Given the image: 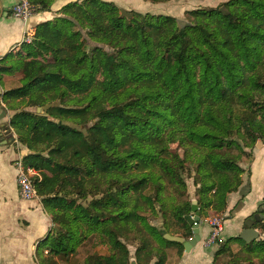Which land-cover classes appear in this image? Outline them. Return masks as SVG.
I'll return each instance as SVG.
<instances>
[{
  "label": "trees",
  "instance_id": "1",
  "mask_svg": "<svg viewBox=\"0 0 264 264\" xmlns=\"http://www.w3.org/2000/svg\"><path fill=\"white\" fill-rule=\"evenodd\" d=\"M28 1L34 13L50 11L54 2ZM59 13L4 57L24 59L22 78L4 93L15 111L9 125L30 150L23 161L52 172L34 179L54 222L37 258L40 264H131L132 258L168 264V249L176 247L180 258L185 246L164 235L194 236L185 218L193 203L185 172L195 171L200 184L201 216L224 212L244 172L243 146L233 136L248 146L264 141V0L191 10L186 21L141 12L121 17L105 0L71 1ZM89 39L111 50L91 48ZM13 68L0 66V75ZM53 102L58 105L37 112ZM175 140L182 155L170 148ZM94 192L102 197L88 200ZM176 194L182 202H174ZM155 203L165 218L170 209L179 232L148 222ZM138 223L156 241L142 235L132 252L121 238ZM254 228L264 232V218ZM99 233L109 253L93 250L83 258L80 246ZM231 242L264 254V238L247 243L233 236L215 254L221 264L236 263Z\"/></svg>",
  "mask_w": 264,
  "mask_h": 264
},
{
  "label": "crops",
  "instance_id": "2",
  "mask_svg": "<svg viewBox=\"0 0 264 264\" xmlns=\"http://www.w3.org/2000/svg\"><path fill=\"white\" fill-rule=\"evenodd\" d=\"M18 1L0 0V66H14L10 72L0 75V264H40L36 254L37 247L49 234L54 222L39 195L26 200L20 194L16 163L23 160L30 150L18 142L15 135L7 137L10 129L13 131L9 120L15 111L5 103L4 93L10 88V82L22 78L23 73L21 68L9 63L11 58L17 56L5 60L4 57L19 50L28 28L35 31L37 24L53 17L49 11L33 13L26 19L15 17L12 7ZM252 168L251 178L243 189L229 197L228 210L231 213L223 216L224 236L240 235L245 220L258 209L264 196V155L257 156ZM42 172L52 174L48 168ZM209 232L210 224L204 220L202 238ZM214 248L215 245L206 246L200 241L190 252H185L184 249L180 258H174L176 248H169L168 264H214ZM44 253H49L48 247L44 248Z\"/></svg>",
  "mask_w": 264,
  "mask_h": 264
},
{
  "label": "rangeland",
  "instance_id": "3",
  "mask_svg": "<svg viewBox=\"0 0 264 264\" xmlns=\"http://www.w3.org/2000/svg\"><path fill=\"white\" fill-rule=\"evenodd\" d=\"M71 1H77V0H54L53 4L51 5L50 11L52 13V19L61 16L63 14L59 13V10L68 2ZM80 1V0H78ZM105 1H111L114 2L119 8L124 7L125 9H127V11L132 15L133 12H141V13H152L155 15H159V14H164V15H171L176 17L178 20L180 21H186L188 20L189 14L188 12L191 10H195V9H201V8H208V7H217L219 5H222L223 3L229 1V0H105ZM33 12H35L33 10ZM51 20V19H49ZM47 21V20H46ZM85 32V31H84ZM89 44L91 48H94L95 46L98 47H102L105 48V50L110 51L111 48H109L108 46H105L102 43L93 41L91 39H89ZM23 57H16V58H11L9 63L10 64H15L16 67H21V63L23 62ZM56 104L58 105V102H53V103H48V104ZM23 108V107H22ZM32 110H35V108H32ZM10 121V120H9ZM11 131V133H10ZM7 133V137H13V135H15V139L18 140V135L15 133V131L11 130ZM233 138L238 139L239 143H241V145L243 146V150L241 151V158L239 160V165H241L244 168V172L242 173L241 177H242V184L239 186L237 191H233L232 193L229 194V197L231 194L236 193L240 190L243 189L244 185L246 182H248V180L251 178V175L253 173V164L255 163L257 156L259 155H264V141L262 139H257L253 144H250V146H248V144H246V141L243 140V138L239 135H234ZM261 141L262 144L258 145V142ZM18 142H20L18 140ZM21 143V142H20ZM24 145V144H23ZM25 146V145H24ZM27 147V146H26ZM170 148L172 149V151H178L181 155L184 153V149L180 144L179 140H175L172 141L170 143ZM30 153V151H29ZM28 153V154H29ZM47 153V152H45ZM188 164V163H187ZM186 164V166H188ZM195 165L191 164V168H194ZM44 170V169H43ZM39 173H43L41 170H39ZM185 179H186V186H187V194L190 196V199L192 201H197L198 199V195H197V191H198V187L200 186L195 184L194 182V178H195V171L192 172V175H189L188 172H185L184 174ZM104 187H106L107 183H103ZM133 193V192H131ZM168 194L171 193V190H169V192H167ZM155 194V192H154ZM98 196L99 198L102 197V193H98L95 194L91 193L89 195L88 200L92 199L93 197ZM176 200H174L175 203H180L183 200V197L176 194ZM229 197H228V202H229ZM264 196L258 206L261 207V203L263 202ZM87 202V201H84ZM156 206L158 209V204L156 205L155 203V209H154V213L151 211V208L146 206V209L148 211H151L150 214L148 215V222L151 225H155L157 227H159L160 229H162L164 227V223H167L169 225V228L173 231V232H179L180 226L181 225H177L176 224V220L174 219L172 213H170V209L167 213V217L165 218L164 215L158 213L156 214ZM258 210V209H257ZM256 210V211H257ZM212 209H209L207 214H205V221L207 223L210 224V232L208 233V235H206L204 238H202L201 241L204 242V244H207L208 238L210 237L211 233H212V225H211V220L215 219L216 217H223L225 214H229L231 213L228 210V206L226 208V210L224 212H219L216 213L215 211H213L214 213H212ZM255 211V212H256ZM210 212L212 213V215H210ZM254 212V213H255ZM223 226H224V230L222 231V233L219 235V237L222 239L221 241H226L227 239L230 238V236H224L225 233V219L223 218ZM56 227H58V225L56 224ZM80 233L82 230L83 232V226H81L80 228ZM140 229L145 232H140ZM259 231H261V237L259 239H263L264 238V232L263 230L258 229ZM84 235V234H81ZM145 235L148 241H156V239L154 238V236L149 233V231H147L145 229V227L142 225V223H138V228L133 227L131 229V231L129 232V236L128 237H122L121 240L122 241H126L129 245L130 250H132V252H135V249L137 247H139V245H141V236ZM237 236H240L239 233L236 234ZM80 236V234H79ZM101 236H103V234L101 235L100 233L94 236V239L87 240L84 244H82L79 248L81 249V255L83 256V258L86 257V255L90 254V252H92L93 250L97 251L100 254H107L109 253V247L105 244H102L101 241H108V239L104 236L103 238H101ZM233 237V236H231ZM258 240V239H257ZM90 241H97V243L95 244L94 242H90ZM235 243H237L235 246H233ZM215 245L214 248V259L213 263L214 264H221L224 260H220V259H216L215 254L217 253V251L219 250V245ZM212 245V246H214ZM229 249H230V259H234L236 261L235 264H264V254H256V253H251V252H247L245 250V248L239 244L238 242H231L229 244ZM207 246V245H206ZM231 247V248H230ZM172 248H176V247H172ZM228 250V248H227ZM228 252V251H227ZM184 253V252H183ZM176 257L174 258H178V254L176 252L175 254ZM229 259V260H230Z\"/></svg>",
  "mask_w": 264,
  "mask_h": 264
},
{
  "label": "built area",
  "instance_id": "4",
  "mask_svg": "<svg viewBox=\"0 0 264 264\" xmlns=\"http://www.w3.org/2000/svg\"><path fill=\"white\" fill-rule=\"evenodd\" d=\"M12 13L15 17L26 19L34 13L33 6L28 0H19L15 5H13ZM34 34V29L28 28L25 40L31 41ZM16 167L18 169L17 179L22 198L26 200L34 199L38 196V193L34 187V179L40 176L39 170L33 166L25 164L23 160H18ZM223 218L224 217H216L215 219L211 220L212 233L208 238L206 244L207 246L219 244L218 241L222 240L219 235L224 230Z\"/></svg>",
  "mask_w": 264,
  "mask_h": 264
},
{
  "label": "water",
  "instance_id": "5",
  "mask_svg": "<svg viewBox=\"0 0 264 264\" xmlns=\"http://www.w3.org/2000/svg\"><path fill=\"white\" fill-rule=\"evenodd\" d=\"M121 17H128L131 18L132 15L125 9L124 7L120 8ZM108 50V48H107ZM56 105L54 104H46L43 106L37 107L38 113H44L48 110L51 106ZM262 144L261 141L258 142V145ZM264 205L258 208V212H255L252 217H249L245 220L242 232L240 233V237L247 243L255 241L261 237V233L258 229L254 228V224L256 222L261 221L264 218ZM186 220L192 226L194 236L188 240H185L181 236L172 235L170 233H166L164 236L166 239L176 242H181L185 246V252H190L201 240H202V228L204 220L201 218V214L199 211V207L197 201H193L192 203V213L186 215ZM131 264H137L135 258L131 259ZM226 264H234V263H226Z\"/></svg>",
  "mask_w": 264,
  "mask_h": 264
},
{
  "label": "flooded vegetation",
  "instance_id": "6",
  "mask_svg": "<svg viewBox=\"0 0 264 264\" xmlns=\"http://www.w3.org/2000/svg\"><path fill=\"white\" fill-rule=\"evenodd\" d=\"M252 216H253V214L251 215V217H252ZM248 218H249V217H248ZM218 243H219V244H216V245H219V246H220V244H221V241H218Z\"/></svg>",
  "mask_w": 264,
  "mask_h": 264
}]
</instances>
